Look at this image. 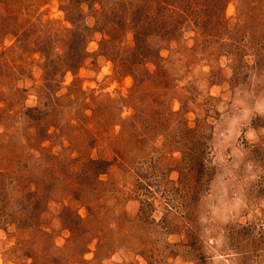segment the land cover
<instances>
[{"label":"rangeland","instance_id":"374dc122","mask_svg":"<svg viewBox=\"0 0 264 264\" xmlns=\"http://www.w3.org/2000/svg\"><path fill=\"white\" fill-rule=\"evenodd\" d=\"M0 264H264V0H0Z\"/></svg>","mask_w":264,"mask_h":264},{"label":"trees","instance_id":"16d2710c","mask_svg":"<svg viewBox=\"0 0 264 264\" xmlns=\"http://www.w3.org/2000/svg\"><path fill=\"white\" fill-rule=\"evenodd\" d=\"M89 165H90V167H92V165H94L95 167L96 166H99V167H97L95 170L94 169H92L93 170V176H95V178L97 177V174H99V173H102V172H100V171H104L103 169H105V168H107V166H109V165H107L108 163L107 162H99V161H90L89 163H88ZM94 167V168H95ZM93 168V167H92ZM106 170V169H105ZM91 173V172H90Z\"/></svg>","mask_w":264,"mask_h":264}]
</instances>
